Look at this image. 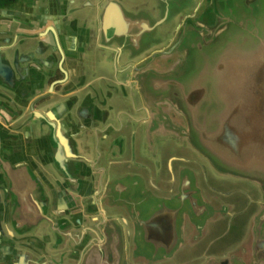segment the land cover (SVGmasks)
Listing matches in <instances>:
<instances>
[{"label":"crops","instance_id":"obj_1","mask_svg":"<svg viewBox=\"0 0 264 264\" xmlns=\"http://www.w3.org/2000/svg\"><path fill=\"white\" fill-rule=\"evenodd\" d=\"M4 1L0 0L4 5L0 6V63L6 59L4 48L10 41L18 40L19 34H34L38 36L37 50L46 65L53 67L49 70L53 75L44 79L38 68L28 67L24 50L21 62L26 70L13 75L14 92L0 75L1 136H14L1 143L2 158L16 167L27 164L41 186L50 189L51 185L52 205L78 218L76 226L85 235L92 227L89 211L95 210L105 219L110 210L107 193L117 188L121 194L122 189L130 190L133 200L143 198L146 191L160 197L176 196L184 174H193L192 168L179 161L181 153L188 151L173 150L175 147L167 146L169 140L157 137L160 152L153 154L147 141L150 114L131 80V65L155 45L167 43L180 19L193 11L199 0H68L67 6L61 0H39L33 13L19 3L11 9ZM159 19L163 23L157 24ZM51 30L59 33L58 43ZM56 81L62 83L54 85ZM48 103L51 114L42 121L38 117ZM57 155L62 156L63 165L56 160ZM0 187L5 189L1 190L4 203L0 204V264L80 263L74 258H82V243L69 250L63 261L41 262L33 251L19 249L10 235L15 199L7 191V176L0 180ZM166 187L173 189L167 191ZM206 188L201 205L209 211L200 212L206 222L199 228L201 233L216 237L214 256L221 257L235 242L227 241L233 227L229 217L234 216L235 209L228 205L231 201L222 187ZM95 202L97 208L93 207ZM254 213L238 219L244 218L240 226L243 237ZM127 228L130 226L122 227L127 247L124 252L133 244L126 236ZM200 231L191 240L197 239ZM185 244L163 261H204L192 256L198 249L185 251Z\"/></svg>","mask_w":264,"mask_h":264},{"label":"water","instance_id":"obj_2","mask_svg":"<svg viewBox=\"0 0 264 264\" xmlns=\"http://www.w3.org/2000/svg\"><path fill=\"white\" fill-rule=\"evenodd\" d=\"M38 1L4 2L10 3L6 6L11 9L19 3L33 13ZM61 2L67 6L68 0ZM58 34L54 32L56 43ZM16 38L4 48L2 80L13 88V75L26 70L21 50L29 57L28 67L38 68L44 79L53 75L49 73L53 67L46 65L37 50L38 36L19 34ZM49 49L55 53L53 47ZM131 68V80L150 114L147 141L154 155L157 137L172 139L204 159L210 172L246 180L259 192L257 207L248 214L255 211L247 235L223 256H209L201 264H264V0H199L195 9L180 19L169 41L155 45ZM23 106L27 107L26 103ZM43 108L38 117L42 121L51 114L49 103ZM1 129L0 125V151L3 140L14 137L6 133L3 138ZM56 160L63 165L61 155ZM30 169L27 164L14 166L0 152V180L4 176L10 179L7 191L15 199L10 235L19 249L33 251L41 262L62 260L82 243L80 248L87 244L84 249L89 250L84 264H119L123 254L126 263L157 264L172 258L185 244L184 214L191 219L200 216V221L206 222L200 213L206 209L201 205L204 192L192 174L182 178L179 193L173 197L146 191L143 198L133 200L130 190L122 189L121 194L118 188L107 193V206L114 212L108 211L104 219L94 210L97 219L88 217L92 227L87 237L76 226L78 218L52 205L51 185L50 189L41 186ZM1 190L5 189L0 187V204L4 203ZM98 215L110 222L114 241L104 233L105 221L97 226ZM120 215H128L136 229L133 238L127 235L133 246L126 253L125 235L116 218ZM93 236L98 238L93 240ZM108 243L113 245L111 253Z\"/></svg>","mask_w":264,"mask_h":264},{"label":"flooded vegetation","instance_id":"obj_3","mask_svg":"<svg viewBox=\"0 0 264 264\" xmlns=\"http://www.w3.org/2000/svg\"><path fill=\"white\" fill-rule=\"evenodd\" d=\"M175 144L178 145L177 143H175ZM159 146H158V150L160 152ZM192 153L193 154L187 152L186 155H182V153H181V157H180L179 161H181V163H184L185 165H188L190 168H192L193 175L195 176V178L197 180V185H199V187H201L203 189V192L207 191L206 187H209L212 190H215V186H218V185L217 184H212V183L210 184L208 182L207 175L209 173H212V172H210V170L207 169L206 162L197 153H195V152H192ZM189 155H191V156H189ZM198 157H200L202 160L200 158H198ZM184 176L185 177L186 176L189 177L190 174L186 172L184 174ZM183 186H186V184H183ZM171 189H173V187H166L167 191H170ZM222 189L224 190V194L228 195V197H230L232 194H234V192L236 193V192L239 191V189H237V187H235L233 189H228V188H222ZM248 195L250 197L248 199L249 200V205L257 207V203H258L257 197H259V192L256 195L255 194L254 195L248 194ZM230 201L231 202H228L229 203L228 205H230L233 209H235L234 216H230L229 217L230 223L233 225L231 220L237 221L238 219H240L239 217H243L244 214L246 216L248 213L246 212V208L245 207H243L242 205L238 206L236 203H234V201H232V199H230ZM235 205L238 208H236ZM115 209H117V208H115ZM109 211H112V210L110 209ZM109 213H111V212H109ZM186 216H188V215L185 214V217ZM194 216H195L194 217L195 219L194 218L191 219L190 217H186V220H188L189 223L187 224L188 228L186 230L187 243L185 245H186L187 249L185 251H187V250H193L194 251L195 249H198L199 252L198 253L192 252V256L197 257V258L202 257L204 259V261H205L207 259V257L216 254V251H215V248H216V245H217L216 237L215 236L213 237V234L208 236L206 234V231H204V233L203 232L201 233L200 228H199V225L201 223L200 216H198V217H196V215H194ZM88 217L93 218V217H97V215H95V211L91 210V211H89ZM98 217H99V219H98L97 223L99 224V222L101 221V217H100V215H98ZM116 218H119L118 222H119V225L121 227L130 226L129 230H128V228L126 229V233H128V235L132 234V238H133L134 231H136V229H135V225L133 224V222H131V218L128 215H125L124 217L120 215V216H117ZM105 223H106V231H104V233H108L109 239L111 241H114L113 229L110 228V222L109 221H105ZM125 224H127V225H125ZM199 231H200V235H199V233L196 235L197 239L191 240L193 237H195L196 232H199ZM242 238H243V236H241L239 239L235 240V242L240 241ZM235 242H232L231 245L233 246V243H235ZM84 244H86V243H84ZM85 246L83 245V248H80V251L82 250L81 253H83V257L81 259H83V260H82L81 263H77V264H84L86 262L87 256L89 254V252H88L89 250L86 251L84 249ZM107 246H108L109 252L110 253L113 252L112 251L113 245L108 243ZM131 246H133V244ZM200 248H202V250H200ZM123 249L127 250V247H125V245H124ZM125 252H127V251H125ZM74 259H75V262H79L78 258H74ZM194 260H195V258H188L186 260H184V259H182V260L171 259V260L163 261V262H160V263H157V264H201V263L204 262L203 260H200V261L199 260L198 261H194ZM130 261H128L126 263L125 256L123 254V256H121L119 264H128ZM131 263L134 264V262H131Z\"/></svg>","mask_w":264,"mask_h":264},{"label":"rangeland","instance_id":"obj_4","mask_svg":"<svg viewBox=\"0 0 264 264\" xmlns=\"http://www.w3.org/2000/svg\"><path fill=\"white\" fill-rule=\"evenodd\" d=\"M168 147L173 148L175 147V149L173 150H181V151H188L192 154V152L189 150L188 147H186V145L184 144H179V146H177L175 144V142L171 139L168 144ZM208 178V182L211 184H217L218 186L222 187V188H228V189H233L235 187H237V189H239L238 192H234V194H232L228 199H232V201H234V203H236L238 206L242 205L243 207L246 208V212L249 214L250 211L254 208H256V206H252L249 205V195L248 194H252V195H256L258 193L257 189L255 187H253L252 184H250L248 181L246 180H238V179H232L226 176H217L216 174L209 173L207 175ZM249 205V206H248ZM245 217V214L244 216ZM247 218V217H246ZM244 218H241V220ZM235 221L233 223V227L232 229L229 231V234L227 236V241H234L239 239L242 234L244 233V230H240V226L244 223V221ZM131 262H133L132 260L128 263V264H132ZM134 264H141V263H134Z\"/></svg>","mask_w":264,"mask_h":264}]
</instances>
